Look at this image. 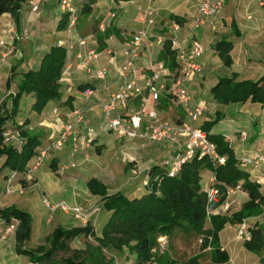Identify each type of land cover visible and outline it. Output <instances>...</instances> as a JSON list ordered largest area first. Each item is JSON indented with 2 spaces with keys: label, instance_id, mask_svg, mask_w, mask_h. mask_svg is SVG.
Masks as SVG:
<instances>
[{
  "label": "crops",
  "instance_id": "0c3cea01",
  "mask_svg": "<svg viewBox=\"0 0 264 264\" xmlns=\"http://www.w3.org/2000/svg\"><path fill=\"white\" fill-rule=\"evenodd\" d=\"M44 1L46 2V6L42 9L38 18L30 13L27 5H24L21 13V21L18 26L13 22L9 15H3L0 18V30H4L9 26L14 25L17 28L28 27L31 34L32 32L38 34H34V36L31 35L28 40L21 42L18 45L16 54L8 58L6 62L0 66V97L2 93H4L5 96L9 93L10 89H6V82L11 76L12 67L16 66L15 74L17 75L26 73L30 70H36L43 55L47 53L50 47L64 35L63 31H57L56 29L58 20L60 19L58 0ZM236 1L237 0H225L223 11L218 16L207 21L199 30V39L204 47V54L199 60L203 74L196 77L194 81L189 84V88L193 94V103L196 104L200 101H204L208 106V110L197 121L198 123L202 122V125L196 127H199L200 129L206 128L207 124L213 122L215 113L219 111L222 115L221 120L208 130L211 134L221 135L223 138H231L232 142L229 145L234 157L244 156L253 151H264V107L250 104L249 102L228 106L218 105L212 101L209 91L210 88L216 84L217 78L220 76L215 77L209 86L205 84L204 81L199 80L207 75L205 73H207V65L210 61L208 57L209 49L211 48V53L217 56L216 52L213 50V44L215 43L207 40V34L219 30L226 32L229 36L228 40L233 45V49L230 53L233 63L231 67L228 68L229 72L226 73V76L237 75L239 80H257L264 75V17L259 18L254 12H251V10L255 9L257 4L264 6V3L261 5L256 0H249L250 4L247 9H239L238 6L236 7ZM81 3L82 0H79L77 4L78 8ZM198 3L199 0H132L118 3H115L112 0H99L97 4L94 5L93 11L89 16L79 15L78 17L76 32L80 38H86L87 46H75L70 54V62L74 67L77 63L78 53L84 54L88 49L96 50L99 55L97 59L91 63V68L106 69L107 75L105 80H92L86 73L76 72L73 69L69 79H66L63 82L60 100L49 102L43 111L40 114H37L31 111V106L33 104L32 96H25L20 102L18 114L14 119L10 120L8 125H22V129H27L32 134L39 135L41 138V145H45L58 135V126L60 122L51 116V111L54 108H59L61 114L73 107L91 108L92 111L88 113L86 121L88 125L97 130L98 135L93 145L86 152L81 154H84L86 157V153L92 149L98 154L101 153L104 147H107L108 150L112 139L110 135L107 134L109 132H106L102 126V115L99 107L107 100L112 92L117 90L118 85L120 84L117 71L125 61L122 52L124 51L127 42L131 39V36L142 28L140 17L145 11H147V9L153 11L155 24L149 33V42L151 44L150 46L146 43L143 45L140 56L136 61L138 70L148 71L152 64L161 61H156V59L161 58L163 46L157 44L156 38L159 36L165 37L166 39L170 38V24L172 21H175L173 17H176L181 22V24H179L181 29L177 34V37L179 40L186 39L187 29L197 13ZM111 15H115V17L111 19ZM52 20L56 22V27L53 32H50L47 29L48 26L42 22L47 21L50 23ZM232 20H234L238 26L241 33L240 38H235L231 35L230 23ZM36 21L40 24L38 25V28L34 24ZM101 23H106L108 25L107 29L103 32L98 31L97 28ZM32 28H34L33 31H31ZM106 31H109V34L104 37ZM100 37H103L102 46L99 42ZM224 37L225 36H219L215 41L217 42ZM211 44L213 46L209 47ZM107 50H111L112 54H106ZM165 67L168 68L167 64ZM170 71L173 72L174 70L170 69ZM170 82V79L165 80L167 88L170 86ZM2 86L4 89H2ZM10 88L12 89V86ZM86 90L92 91L93 94L87 96ZM1 99L2 97L0 98V102ZM130 106L132 108H137L138 102H133ZM157 107L160 109L163 117L169 118L170 120L175 118L177 124L181 123L182 120H180L179 115L176 113V108H181H178L173 103L167 93L161 95ZM216 108H218L217 112H215L217 110ZM197 122L195 124H197ZM240 133L246 135L245 141L240 138ZM111 135L117 139L113 134ZM81 154L71 155L69 148L65 147L61 151L56 152L51 159L43 164L36 174V178L44 183L45 190H47L50 196H53L54 198L69 197L68 199H71L70 195L74 193H69L70 188H79V191L82 194H90L86 187L87 181L85 183V190H82L79 183L84 174L93 171V166H88V164L85 163L83 164L82 158L77 157ZM75 161H77V163ZM1 163L2 162L0 161V165ZM70 163L74 164L75 167L69 168L68 165ZM53 166H55L56 172L51 171ZM105 166H100L98 168L100 171L96 173L97 176H92L90 179L95 178L105 185L109 195L122 192L127 193L128 196L138 197L141 194L136 191V188L140 187L141 181L129 185L123 191H119L117 188L115 191L112 190L110 192L109 188L114 186V182L117 179H115L114 175L110 174V171L107 170V166L111 167L110 163L105 164ZM62 167H67V170L61 174L60 169ZM77 167H80V169ZM46 168L49 169L50 173L45 174ZM202 174L201 176H203ZM10 175L11 172L8 170L0 171V197L5 194L4 189L6 178ZM51 176H65V178L64 180H61L57 177L56 182L58 183H56L51 180ZM59 183L60 186L58 185ZM14 184H17L16 186L25 187L26 181L24 176L17 175ZM260 192L264 194V189H260ZM90 196L92 195L90 194ZM92 197L94 198L95 196ZM95 198H98L100 201L101 210L96 218V222L102 219L101 231L102 227L109 219V214L104 212L101 199L99 197ZM66 202L69 203L68 201ZM69 204L73 205L74 203ZM4 208H0V210ZM23 211L29 213L32 218L31 240L33 229L38 217L34 216L29 210ZM103 212L104 214H102ZM51 221H49V217H47L45 223L49 224ZM228 226L229 225H226L225 228ZM224 229L219 233V245L221 250H224L223 248H225L224 246L227 244V241L224 242V238L221 236ZM94 230L96 232L95 228ZM13 242L15 248V239ZM11 247V242H7L6 244L0 243V264H29L26 257L20 256L21 260L16 254L12 257L9 250ZM14 248L11 250L14 251ZM225 252L228 254L227 251Z\"/></svg>",
  "mask_w": 264,
  "mask_h": 264
},
{
  "label": "trees",
  "instance_id": "16d2710c",
  "mask_svg": "<svg viewBox=\"0 0 264 264\" xmlns=\"http://www.w3.org/2000/svg\"><path fill=\"white\" fill-rule=\"evenodd\" d=\"M98 1L82 0L79 15L89 16ZM112 1L118 3L132 0ZM25 2L26 0H0V18L9 15L18 26ZM173 19L181 24L176 17ZM65 25V18H60L57 31H63ZM230 29L231 35L240 38L241 33L234 20L230 23ZM108 34L109 31H106L104 37ZM102 40L103 37H100L101 46ZM232 49L233 45L228 38L219 39L213 46L225 68H230L233 63L230 56ZM160 60L164 65L167 64L169 70H175L177 67L175 56L170 51L167 41L163 44ZM65 62L66 50L56 42L43 55L36 70L17 75L16 66L11 68V76L6 82V87L13 94L7 95L5 103L0 106V161L2 162L0 171L8 170L11 174L24 176L27 165L34 157L37 148L41 146V138L27 129H22V125L10 124L19 131L22 138L21 147L16 148L3 143L2 130L5 126H9L10 120L18 114L23 97L32 96L31 111L37 114H40L49 102L60 100L62 95L60 80ZM209 93L212 101L218 105L228 106L249 102L264 107V75L257 80H239L237 75L220 76ZM221 118L220 113H215V118L212 123L207 124V129H201L207 134L209 142L215 146L216 153L225 157V162L221 166H214L206 159L194 158L185 163L174 178L167 177L159 167H155L150 173L152 176L158 174L159 182L151 180L149 188L141 190L138 197L128 196L127 193L122 192L109 195L107 187L100 181L95 178L88 180L86 183L88 192L101 199L104 212L109 214V219L100 234H97L92 226L73 229L57 226L45 239L44 245L34 250H26L24 245L29 242L32 230L30 214L16 207L1 209L0 221L8 226L12 219L18 222L14 231L16 254L26 257L29 264H115V259L108 258L105 252L121 253L126 249L134 258L132 264H146L151 260L152 250L160 237L170 238L175 229L186 227L206 238L204 246L208 245L210 248L211 264L228 263L229 256L219 245V233L227 224L234 225L261 215L264 212V194L260 192L259 186L249 179L248 173L240 169L225 139L221 135L209 133L210 128ZM205 170L213 174L221 195L220 203L225 200L226 191L238 185L248 198L238 211L230 215L210 216L208 228L205 225L207 198L201 187V174ZM51 171L56 172L55 166ZM182 223L187 225H181ZM78 237L85 239L84 248L71 250L69 243ZM90 239L92 242L89 241ZM243 248L264 263L262 259L264 226L259 225L257 229L252 230L251 240L243 243ZM157 264H199V262L196 257L190 258L186 263H178L160 256Z\"/></svg>",
  "mask_w": 264,
  "mask_h": 264
},
{
  "label": "built area",
  "instance_id": "2783aa9c",
  "mask_svg": "<svg viewBox=\"0 0 264 264\" xmlns=\"http://www.w3.org/2000/svg\"><path fill=\"white\" fill-rule=\"evenodd\" d=\"M43 1L26 0L24 5H27L30 13L38 18L42 12ZM78 1L58 0L59 17L65 18L66 21L65 37L57 41V44L63 46L66 50V62L60 80L62 86L64 80L69 79L73 69L76 72H84L90 79L97 81H104L107 75L106 69L91 68V63L99 55L96 50L88 49L84 54L78 53L77 63L74 67L70 62V54L75 46H87L86 38H80L76 32L79 17ZM256 1L261 5L264 3V0ZM224 5L225 0H199L197 13L187 29L186 39L179 40L177 37L181 26L175 21L170 24V38L166 39L161 36L156 38L159 45L163 46L165 41L169 43L170 51L174 54L177 65L173 72L166 68L163 62H155L149 67L148 71H140L136 66V61L140 56L143 45L146 43L150 46L151 44L149 42V33L155 24L153 11L147 9L140 17L142 28L131 36L122 52L125 61L117 71L120 84L117 90L112 92L99 107L103 128L117 139H141L154 144H167L170 146L175 156L165 159L158 166L169 178L176 177L182 166L194 158L206 159L214 166H221L225 162V157H221L216 153L215 146L209 142L207 134L199 127L193 125L208 110V106L204 101L194 104L193 94L189 88V84L202 71L199 60L204 54V47L199 39L198 32L207 21L222 12ZM114 17L115 15H111V19ZM107 27L106 23H101L97 28L98 31L103 32ZM30 37L31 33L28 27L17 28L12 25L0 30V66L8 58L16 54L18 45L21 42L28 40ZM106 54H112V51L107 50ZM166 79L171 80L168 88L165 84ZM164 93H167L173 103L183 110L190 124L180 125L160 120L157 105L161 95ZM12 94L9 91L8 95ZM86 94L91 96L93 93L90 90H86ZM133 102H138L137 108L130 106ZM90 111H92L91 108L84 107H73L62 114L59 108H54L51 111V116L60 122L58 135L47 144L37 148L34 157L27 165L24 179L30 178L34 171L39 169L45 161L52 158L53 153L59 152L65 147L69 148L71 155H76L86 152L93 145L98 132L88 125L86 121ZM240 138L245 141L246 135L240 133ZM2 139L5 145H11L16 148H20L22 145L19 131L12 128V126L3 128ZM224 139H226L228 145L232 142L229 137ZM235 159L240 169L248 173L249 179L259 186L260 189H264V151H253L244 156H237ZM68 167L74 168L75 165L70 163ZM66 170L67 167H62L60 173L62 174ZM149 171L145 180L141 182L140 187L136 188V191L141 192V190L149 188L151 180L159 182V175L154 174L152 176ZM16 176L13 173L7 178L4 189L5 194L14 192ZM235 191H242L239 185L228 189L225 194L226 200L219 204L221 198L219 189L214 177L210 178L203 190L207 198V219H209L211 214H214L213 211L218 204L220 206L225 205L227 210L229 206L226 201ZM41 201L51 214L49 221L57 212L73 216L75 219L82 221H87L89 218L96 220L100 213L98 208L85 211L81 207L74 204L71 205L65 201L52 203L44 195L41 196ZM17 225L18 222L15 219L11 220L9 226L5 222L0 221V231L13 230L14 233ZM259 225L264 226V212L257 217L234 224L232 226L235 233L234 240L239 243L249 242L252 230L257 229ZM166 247L167 238L160 237L152 250L151 260L146 264H157L158 258L163 254Z\"/></svg>",
  "mask_w": 264,
  "mask_h": 264
},
{
  "label": "rangeland",
  "instance_id": "374dc122",
  "mask_svg": "<svg viewBox=\"0 0 264 264\" xmlns=\"http://www.w3.org/2000/svg\"><path fill=\"white\" fill-rule=\"evenodd\" d=\"M45 3L46 2L43 1L41 9H43L46 6ZM249 4H250L249 0L236 1V7L238 6L239 9H247ZM251 12H254L255 15L259 16V18H262L264 17V6H260L257 4L255 6V9L251 10ZM42 23L48 26L46 27L50 32H53L54 28L56 27V22L53 20L50 23L47 21H43ZM34 24L36 25L37 28L38 25H40L38 24L37 21ZM33 30L34 28L31 29V31ZM34 34L38 35L37 33L34 32H32L31 35L34 36ZM226 35L227 34L225 31H221V30L215 31L214 33L207 34V40L216 43L215 40H217L219 36H225L224 38L229 37L228 35L227 36ZM64 37H65V33L62 39H64ZM213 45L211 44L209 45V47ZM211 51L212 49L210 48L209 56H208L210 61L209 64L207 65V73H205L207 75H205L204 78H200L199 80V81H204L205 84H207L208 86L215 79V77L226 76V73L229 72L228 68H225L222 62L217 58L215 54H212ZM159 60L160 58L156 59V61ZM202 74L203 72L201 71L200 76ZM2 89H4L3 86ZM4 96L5 94L2 93L1 94L2 99L0 104L5 103L7 96L5 97ZM216 109H217L216 111L214 109L215 112L218 111V108ZM157 110L159 112L160 120L177 124L175 122L176 121L175 118L173 120H170L169 118L163 117V114L160 112V109L158 107ZM176 110H177L176 112L177 115H179L180 120H182L180 125L185 123L190 124L189 120L187 119L183 111L177 108ZM217 113H219V111ZM201 123L202 122L200 123L197 122V124H193V125L195 127L201 126L202 125ZM205 129H207V127ZM107 134L110 135L112 139L111 143L109 144L110 147L108 150L107 147H104L101 153L98 154L94 149H92L86 153L87 155L86 157L84 154L77 156L82 158L83 164L85 163L88 164V166L89 165L93 166L92 167L93 171L84 174V176L82 177L79 183L82 190H85L86 181H88L92 176H97L96 173L100 171L98 168L100 166H105V164L110 163L111 167L107 166L108 167L107 170H109L110 174L114 175L115 179H117L114 182V186L109 188L110 192L112 190L115 191L117 188L119 189V191H123L125 188H127L129 185L133 183L144 181L149 170L150 171L154 170L155 167H158L162 161H165V159L167 160L169 157L175 156L174 152L171 151L170 146L167 144H161V145L154 144L141 139L117 140L110 133ZM55 153H53V155ZM47 161H45V163ZM75 162L77 163V161ZM41 167L36 171H34L31 174L30 178H28L27 180L25 179L26 181L25 187L16 186L17 184H14L13 193L4 194L3 196L0 197V208L16 207L22 210H29L34 216L38 217L36 225L33 229L32 239L24 245L25 249L34 250L38 246L44 245L45 239L48 236H50L51 232L56 226H61L65 229L84 228L86 226H92L93 228L96 229L97 234H99L102 224V219L99 220L98 222H96V220H92V218H89L87 221L86 220L82 221L75 219L73 216L60 214V212H57L58 214L56 213L54 215L51 223L49 224L45 223V220L51 214L49 210L45 208V206L41 201V196L43 195L47 196L49 200L51 198L50 201L52 203H56L60 200H65V202L68 201L69 203H74V205L81 207L85 211H90L93 208H98L101 210V207L98 198L95 197L93 198L92 196H90V194L89 195L82 194L79 191V188L69 189V193L71 192L74 193L70 195L71 199H68L69 197L54 198L53 196H50L47 190H45L44 183L36 178V174L41 169ZM78 169H80V167ZM48 173H50L49 169L46 168L45 174ZM202 175L203 176H201L202 177L201 187L202 190H204L205 186L208 184V181L213 174L209 170H205ZM57 177L58 176H51V180H53V182H56ZM58 178L64 180L65 176ZM62 183L65 184L64 182ZM58 185L60 186V183ZM225 200H226V196H225ZM246 200L247 198L244 192L235 191L234 194L230 196V198H228L226 201V204H228L229 206L228 209L227 210L225 209V205L220 206L219 205L220 201H219V204L217 205L216 209L213 211L214 214L213 215L211 214V216L230 215L238 211L241 205ZM102 214H104V212ZM208 220L209 219H207L205 224L206 228H208L210 225ZM181 225H187V224L182 223ZM227 225L229 226L225 228L224 231L221 233L222 238H224V242L227 241V244L226 246H224L225 248L223 249L228 252L230 257V260L226 264H262V262L258 257L247 252L243 248V243H239L234 240L235 233L233 228L230 227L233 226V224H227ZM162 237L167 238V247L161 256L167 257L169 260L172 261H177L178 263H186L190 258L196 257L198 259L199 264H211L210 253H209L210 248L208 245L206 247L204 246V240L206 238H204L203 235H197L194 231H191L186 227L185 228L183 227V229L181 228L175 229L174 233L170 238H168L167 236H162ZM13 241H14L13 230H7L5 232L0 231V243L6 244L7 242H11L12 247L9 250L11 252L12 257H14V255L16 254ZM89 241L92 242L91 239ZM84 243H85V239L82 237H78L69 243V247L71 250H81L84 248ZM13 248L14 251L11 250ZM105 254L108 258H114L116 264H132L134 259L133 256L130 255V253L126 249H124L121 253H117L115 251H106ZM262 259H264V254H262Z\"/></svg>",
  "mask_w": 264,
  "mask_h": 264
}]
</instances>
